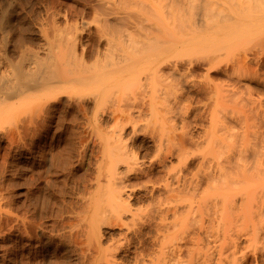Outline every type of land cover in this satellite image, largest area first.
<instances>
[{"label": "rangeland", "instance_id": "1", "mask_svg": "<svg viewBox=\"0 0 264 264\" xmlns=\"http://www.w3.org/2000/svg\"><path fill=\"white\" fill-rule=\"evenodd\" d=\"M1 12L5 56L65 29L76 40L62 52L100 78L44 109L43 91L0 109V264H156L167 243L177 264H264V0H0ZM114 144L132 156L116 160L128 206L102 178Z\"/></svg>", "mask_w": 264, "mask_h": 264}, {"label": "bare ground", "instance_id": "2", "mask_svg": "<svg viewBox=\"0 0 264 264\" xmlns=\"http://www.w3.org/2000/svg\"><path fill=\"white\" fill-rule=\"evenodd\" d=\"M8 9H10V7ZM8 11L11 12V10H8ZM2 14L3 15L0 16V23H3L7 19V15L4 14V13H2ZM9 14H11V13H9ZM64 30L55 29V32L52 35V37L51 38L49 37L47 39L48 40L47 43H45L44 46L41 47V49H39V50H41L44 53H42L39 50H34L32 48L30 49L29 46L27 48V46L26 45L23 46V44H21V45L16 44V45H18L17 47L19 48V49H17V51L20 50V52H19L20 58L19 59L16 58L17 60H15L13 58L14 55H13V57H11L12 56L11 54H10V57L7 54L5 56L1 52L3 50H0V109L1 110H4L8 106L9 101L14 99V98H16V97H21L22 99H25L27 101H31L34 98L35 93L37 91H43V92H48L49 93V94L45 93L46 94V100L43 103H42V101L38 100V103H41V105L43 106L42 109H44L45 102L49 103L50 101H52L51 99L59 97V95L61 96L63 93H67L68 91H71V89L74 88L77 84H80L83 87H88L89 85H91L90 83H92V82L94 83L96 80H98L100 78V76H98V77L91 76V75L88 76V75H85L83 73L85 71V68L88 67V65L85 63V61H83L82 58H80L78 56V54H77V52L75 50H72V51L67 52V53H63L62 52L63 47L66 46V44H67L66 40H76V37L67 35L68 32H65ZM153 32L154 31H152L151 33H153ZM165 37H167V35H165ZM175 37H177V36H175ZM175 37L174 38L173 37H171V38L168 37V38H164V39L162 38V40H168L167 42H169V40H171L172 38H173V40H177V39L180 40L179 38L175 39ZM181 38H184V37H181ZM21 41H22L21 43H23L24 40H21ZM19 44H20V42H19ZM0 46H1V44H0ZM2 47L3 46H1L0 48H2ZM158 47H162V46H158ZM158 47L156 46L154 50L149 51V52L154 53V51ZM166 48H167V46H166ZM3 52H5V50ZM159 52L160 51H156L155 53L159 54ZM152 53H151V55H153ZM17 54H18V52H17ZM15 55H16V53H15ZM44 90H46V91H44ZM114 145H118V146H116L117 151H116V148L114 149ZM114 145L110 147L112 149L110 151V153L112 154L111 156H113L112 159L113 158L114 159L113 160L111 158L110 159L113 162L115 160V162L114 163L113 162L109 163L111 165L110 166L107 165L108 167L107 168L105 167L106 169H104V171H103L105 173V174H103L104 177H102L103 176L102 175L99 178H101V177L103 179L107 178L108 186H109L108 187L109 188V195H110V197L113 199V201L115 203H117V204L119 203L120 204V203L123 202V204L125 203L128 206V203H126L127 200L125 199V197H123V189L126 186L122 187V185H121L122 181L120 182V175H119V173H121V172H118L117 165H116L117 164L116 160L118 159V161H120V159H121V161L125 160L126 162H129V161H132V156L124 154V153H128V151L126 150L127 152H124L125 148H123L122 146H120V148L118 149L120 144H114ZM122 149H123V151H122ZM261 150L262 149H260L259 153L261 152ZM263 150H262V152H263ZM114 151H116L117 154H115ZM119 152H121L123 155H126V157H121L123 155L121 153H119ZM256 152L258 153L257 150H256ZM110 153H109V155H110ZM113 153L115 155H113ZM261 153L259 154V156L257 154H255V155H257L258 159L263 154V156L260 157V161H259L258 166L259 165L260 166H264V153H262V154ZM124 158H126V159H124ZM129 164H130V162H129ZM256 168H257V166H256ZM259 169L261 170L263 168L261 167ZM105 176H106V178H105ZM183 186H186V185H183ZM255 186L257 187L258 185H255ZM262 186L263 187H261V191L264 192V185H262ZM183 188H187V187H183ZM262 188H263V190H262ZM172 189L173 188H171V190ZM176 189L178 191H180L182 188H180V190L178 188H176ZM176 189L174 188L173 190L177 191ZM249 189H250V187H249ZM259 190H260V188H259ZM259 190L256 192V190L254 189L253 193L250 192V190H249V194H251V193H252L251 195L254 194V196H249V197H253V198L255 197L256 198L258 196V195H256V193L258 194ZM172 191H170V194H171ZM175 191H173L174 194H171V195L169 194V195L172 196V195H175V193H177L176 197L177 198L180 197V199H182L181 198L182 195H180L182 192L179 194L180 195L179 196L178 195L179 192H175ZM181 191H183V193H184V191H185V193H187L188 190L187 189H183ZM187 195H188V193H187ZM172 197H174V196H172ZM170 199L171 198H169V200ZM254 199H253V203H251L253 205H251V206H255L254 204L256 202H258V203L261 202V199L259 198V196L255 199L256 202L254 201ZM259 199H260V201H259ZM169 200L167 202H169ZM262 200H264V199H262ZM176 201H181V200H176ZM169 203L171 204V202H169ZM123 204H121V205H123ZM172 204H173V202H172ZM177 204L179 206V204H181V203L179 202ZM262 204H263V202H262ZM256 205H257V203H256ZM259 205L261 206L260 203H259ZM259 205H257V207H258V213L260 211V214H258V213L257 214L261 216V213H262L261 211L264 210V209H263V205H262V207H260ZM119 207L120 208L121 207L124 208L125 206H119ZM123 208H121V209H123ZM255 208L256 207H254V209ZM169 209H170V206H169ZM169 209H168V211H170ZM125 210H126V208L123 209L122 211L124 212ZM250 210H251V212L252 211L255 212V210H253V207H251ZM119 211H120V213H119ZM122 211L120 209L117 210V212L119 214H122L123 213ZM253 212H252V214L251 213L250 214L254 215V218H255L256 217L255 216L256 212L255 213H253ZM252 222L254 223L253 224V229H255V227L257 226V225H255V223L257 221H254L252 219ZM256 232H257V230L254 233H256ZM166 241L168 242L169 238ZM166 241L163 242V245L166 244L165 243ZM228 244H230V243L228 242L224 246H227ZM231 244L228 245V247H226V248L223 246V248H222L223 250L220 253L225 254L224 253L225 249H226V252L228 250H230L232 248V247H229V246H231ZM161 246H162V244H161ZM168 247H170L169 243H167V245H164V247L162 249L160 247V250H162V252H160L158 254H161V256H158L156 254L157 255L156 260L159 257V259L160 258L162 259V260L160 259L162 262L160 260H157V261H155V262H158L156 264H174V263L177 264V262L182 260L180 258V256L182 254L179 257H177V260H176V258H174V256L175 257L177 256L176 254L173 255V257L171 258V256H170L171 254L169 253L170 249L168 250ZM179 248L182 251V248L181 247H179ZM180 250H179V252L178 251L177 252L181 253ZM157 252H158V250H157ZM175 253H176V251H175ZM222 254L220 255V260L222 259V256H223ZM171 259H175L177 262L174 261V263H173L171 261ZM182 264H185V263H182ZM208 264H209V262H208Z\"/></svg>", "mask_w": 264, "mask_h": 264}]
</instances>
